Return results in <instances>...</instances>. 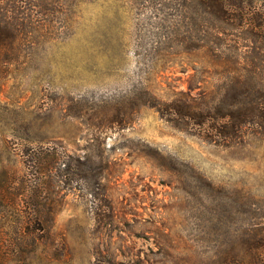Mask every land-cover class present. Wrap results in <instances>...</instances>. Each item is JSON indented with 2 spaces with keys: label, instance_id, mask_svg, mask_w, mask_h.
Segmentation results:
<instances>
[{
  "label": "rangeland",
  "instance_id": "374dc122",
  "mask_svg": "<svg viewBox=\"0 0 264 264\" xmlns=\"http://www.w3.org/2000/svg\"><path fill=\"white\" fill-rule=\"evenodd\" d=\"M157 5L54 3L0 61V264H215L246 225V198H264V137L223 146L143 103L213 67L176 47L174 8ZM52 141L76 155L92 143L107 161L103 218L74 179L46 190L61 201L48 227L28 224L22 151Z\"/></svg>",
  "mask_w": 264,
  "mask_h": 264
},
{
  "label": "trees",
  "instance_id": "16d2710c",
  "mask_svg": "<svg viewBox=\"0 0 264 264\" xmlns=\"http://www.w3.org/2000/svg\"><path fill=\"white\" fill-rule=\"evenodd\" d=\"M63 1L0 0V61H9L18 52V40L37 30L38 23L52 13V5ZM259 2L154 0L159 9L164 4L174 8L171 21L176 24L172 26L179 29L176 47L203 51L213 67L194 66L190 77L196 75L198 82L190 78L186 89L167 98L149 92L143 103L154 106L175 127L223 146L263 138L264 6ZM91 145L88 142L85 152L76 155L55 141L26 143L21 193L25 192L28 224L48 227L61 201L45 197L46 190L56 182L74 179L86 189L96 214L103 218L109 201L102 173L107 161ZM13 174L9 179H14ZM249 198L244 229L233 235V246L221 251V261L215 264H264V198ZM241 206L237 200L229 208L239 211Z\"/></svg>",
  "mask_w": 264,
  "mask_h": 264
}]
</instances>
